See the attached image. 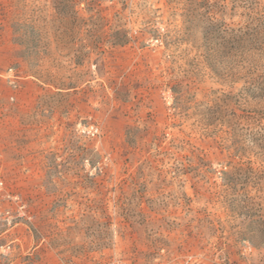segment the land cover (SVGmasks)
Returning a JSON list of instances; mask_svg holds the SVG:
<instances>
[{
	"label": "rangeland",
	"instance_id": "rangeland-1",
	"mask_svg": "<svg viewBox=\"0 0 264 264\" xmlns=\"http://www.w3.org/2000/svg\"><path fill=\"white\" fill-rule=\"evenodd\" d=\"M0 264H264V0H0Z\"/></svg>",
	"mask_w": 264,
	"mask_h": 264
}]
</instances>
